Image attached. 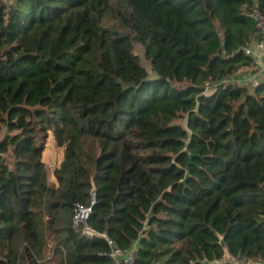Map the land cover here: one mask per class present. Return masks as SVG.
Here are the masks:
<instances>
[{
    "label": "trees",
    "instance_id": "obj_1",
    "mask_svg": "<svg viewBox=\"0 0 264 264\" xmlns=\"http://www.w3.org/2000/svg\"><path fill=\"white\" fill-rule=\"evenodd\" d=\"M254 8L0 0V264H111L76 204L116 247L137 242L134 264L264 262V79L221 83L255 68Z\"/></svg>",
    "mask_w": 264,
    "mask_h": 264
},
{
    "label": "built area",
    "instance_id": "obj_2",
    "mask_svg": "<svg viewBox=\"0 0 264 264\" xmlns=\"http://www.w3.org/2000/svg\"><path fill=\"white\" fill-rule=\"evenodd\" d=\"M251 16L254 19L260 37L259 39H254L250 44L244 47V52L253 58L256 66V72L258 76H261L264 75V15L257 8H254L251 12ZM226 82L233 83V77L224 79L221 83ZM90 213L91 206L84 207L80 204H76L74 228L86 238H92L94 236L104 238L110 247L108 255L111 258V264H134L138 250L137 242H134L126 250L116 247L112 239L105 234L96 232L88 225L87 219ZM251 264H264V262H253Z\"/></svg>",
    "mask_w": 264,
    "mask_h": 264
},
{
    "label": "rangeland",
    "instance_id": "obj_3",
    "mask_svg": "<svg viewBox=\"0 0 264 264\" xmlns=\"http://www.w3.org/2000/svg\"><path fill=\"white\" fill-rule=\"evenodd\" d=\"M2 1L5 3H9V2H12L13 0H2ZM133 50H134V53L139 57L140 62L143 65V67L148 72L149 78H154L156 75L155 73L152 72L150 61L145 56L144 46L140 43L135 42L133 44ZM259 77L263 79L264 75H261ZM1 134L2 133L0 132V138H1ZM61 158H62V149L58 148L55 145L51 137L50 138L48 137L46 140L45 149L42 152V161L45 164L49 179L52 178L53 170L59 165ZM47 254H48V257H50L51 253L47 252ZM240 263L243 264L242 262Z\"/></svg>",
    "mask_w": 264,
    "mask_h": 264
},
{
    "label": "crops",
    "instance_id": "obj_4",
    "mask_svg": "<svg viewBox=\"0 0 264 264\" xmlns=\"http://www.w3.org/2000/svg\"><path fill=\"white\" fill-rule=\"evenodd\" d=\"M260 79L262 78L258 76L256 72V66H255V68L253 69L247 68V69H242L239 72H237L233 76V83L239 86H243V85L250 86ZM232 262L233 264H241L239 261H236V260H232Z\"/></svg>",
    "mask_w": 264,
    "mask_h": 264
},
{
    "label": "water",
    "instance_id": "obj_5",
    "mask_svg": "<svg viewBox=\"0 0 264 264\" xmlns=\"http://www.w3.org/2000/svg\"><path fill=\"white\" fill-rule=\"evenodd\" d=\"M189 174V173H188Z\"/></svg>",
    "mask_w": 264,
    "mask_h": 264
}]
</instances>
